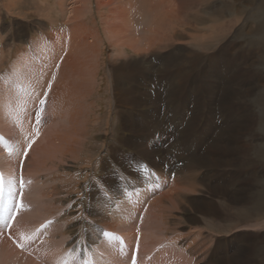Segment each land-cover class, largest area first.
<instances>
[{
  "label": "rangeland",
  "instance_id": "374dc122",
  "mask_svg": "<svg viewBox=\"0 0 264 264\" xmlns=\"http://www.w3.org/2000/svg\"><path fill=\"white\" fill-rule=\"evenodd\" d=\"M0 107V264H264V0H0Z\"/></svg>",
  "mask_w": 264,
  "mask_h": 264
},
{
  "label": "bare ground",
  "instance_id": "6f19581e",
  "mask_svg": "<svg viewBox=\"0 0 264 264\" xmlns=\"http://www.w3.org/2000/svg\"><path fill=\"white\" fill-rule=\"evenodd\" d=\"M79 9H74V14H73V17H72V19H75V20H77V18H78V16H79ZM118 17V16H117ZM116 17V18H117ZM120 17V16H119ZM119 17H118V19H119ZM122 17H125V16H122ZM122 19V18H121ZM125 19V18H124ZM71 20V19H70ZM74 20V21H75ZM114 21V20H113ZM116 21H117V19H116ZM121 21H123V20H121ZM125 22V21H124ZM127 24V23H126ZM80 35V34H79ZM82 35V34H81ZM151 37V36H150ZM153 38V37H152ZM152 42V41H151ZM155 42V41H154ZM140 43V42H139ZM143 43V42H142ZM155 44V43H154ZM92 47V45H90L89 43H87L86 44V46H85V48H84V50H86V49H89V48H91ZM137 49H142V46L141 45H139L138 47H137ZM61 52V51H60ZM67 53V52H66ZM67 55V54H66ZM65 59V58H64ZM68 60H69V58H68ZM68 60H64V62H62V66H61V69L59 70V72L60 73H62L61 75H65V73H66V70H67V68L70 66V62H68ZM59 65V64H58ZM75 66L76 65H74V63H73V65H72V67H73V69L75 70ZM46 94V93H45ZM28 95V94H27ZM53 95V94H52ZM26 96V95H25ZM20 97H22V96H20ZM38 97V96H37ZM27 98H29V97H27ZM27 98H25V99H27ZM19 99V98H18ZM80 100V98L78 97L76 100ZM5 100V99H4ZM78 100V101H79ZM25 102H26V100H25ZM1 108V107H0ZM1 110V109H0ZM1 112V111H0ZM79 114V113H78ZM82 116V115H81ZM84 117V116H83ZM79 118L80 117H74L73 115H72V117H70L69 119H70V122H71V125L73 124V125H75L76 126V124H78V122L80 121L79 120ZM85 118V117H84ZM83 118V119H84ZM60 119H62V117L60 118ZM68 119V120H69ZM80 124V123H79ZM78 124V125H79ZM31 125V124H30ZM61 125V124H60ZM62 126H63V124H62ZM62 126H60V127H62ZM24 127H27V125H25ZM79 129V128H78ZM3 130V129H2ZM76 130V129H75ZM60 131V130H59ZM58 130H56L55 129V136H58L59 135V132ZM62 131V130H61ZM22 133V132H21ZM73 133H75V132H73ZM51 134V133H50ZM32 137H31V139H32V143H33V140H35V133H32ZM61 135V134H60ZM51 136L53 137V133L51 134ZM54 138V137H53ZM56 138V137H55ZM30 139V138H29ZM72 140H76V138H72ZM36 141V140H35ZM41 141L42 140H39V142L38 143H34V144H36L35 146L37 147V144H40L41 143ZM52 144V146H55V147H57V150L58 151H60V149H58L59 148V146H60V143L59 142H55L54 143V141H52L51 142ZM33 147V149H32V151H31V153H36L35 151L37 150L36 149V147ZM5 148V147H4ZM65 149V148H64ZM72 150V149H71ZM45 152V151H44ZM50 152V151H49ZM67 153V152H66ZM13 155V154H12ZM54 156V155H53ZM8 157V156H7ZM64 160V159H63ZM11 161V160H10ZM6 162V161H5ZM12 162V161H11ZM59 162V161H58ZM3 163V162H2ZM7 163V162H6ZM10 163V162H9ZM13 163V162H12ZM46 163V162H45ZM57 164V163H56ZM59 164V163H58ZM61 164V163H60ZM151 164H152V166H154V168H158V167H160V165L159 164H161V163H158V162H156V160H152L151 161ZM8 165V164H7ZM0 166H1V163H0ZM9 166V165H8ZM3 167V166H2ZM192 167V165L190 164V163H185V168H188V169H192L191 168ZM153 168V169H154ZM184 168V169H185ZM10 169H11V167H10ZM187 169V170H188ZM12 170V169H11ZM1 171H3V170H1ZM6 171H8V170H6ZM10 171V170H9ZM132 171V170H131ZM130 171V172H131ZM11 172V171H10ZM13 172V171H12ZM39 172V171H38ZM120 173H121V171H120ZM5 174V173H4ZM134 174V176L137 174V175H142V173L141 172H139V171H137L136 172V170H135V173H133ZM144 174V173H143ZM14 175V174H13ZM35 175H37V174H35ZM149 175V174H148ZM8 176V175H7ZM123 180H122V184H124V187L127 185L128 186V184H131L133 181V178L131 177V176H129V174L128 175H125L124 173H123ZM146 177V176H145ZM54 178V177H53ZM60 178V177H59ZM10 179V178H9ZM113 179V178H112ZM12 181V180H11ZM180 181V180H179ZM179 181H178V179H176V180H174V185L175 186H177V185H179ZM11 183H13V182H11ZM109 183V182H108ZM14 184V183H13ZM11 185V184H10ZM140 185V184H139ZM63 187V186H62ZM94 187V186H93ZM7 188H10V187H7ZM28 188V187H27ZM53 188H54V186H53ZM13 189V188H12ZM11 188L10 189H8V190H12ZM53 190V189H52ZM13 191V190H12ZM14 191H16V189H14ZM37 191V190H36ZM167 191V190H166ZM10 192V191H9ZM38 192V191H37ZM122 192V191H121ZM18 193V192H17ZM34 193V192H33ZM35 194V193H34ZM49 194V193H48ZM47 195V193L45 194V196ZM51 195V194H50ZM55 195V194H54ZM135 195V194H134ZM133 195V197H135V199H137L138 197H137V195H135L134 196ZM45 196H43L44 198H46ZM48 196V195H47ZM174 195H168V193L167 194H161V196H159L158 198H156L157 200H158V202H157V206H158V208H159V210H162L163 212H164V210L166 209V208H163V207H165L164 205H160L159 203H161V202H163L164 200H166L167 198H171V197H173ZM79 197V196H78ZM50 198V197H49ZM97 198H101L100 196H98ZM81 199V198H80ZM139 200V199H138ZM156 201V200H155ZM33 202H34V199H33ZM36 202V201H35ZM40 203V202H39ZM29 205V204H28ZM18 206V205H17ZM27 206V205H26ZM152 206V205H151ZM154 206V205H153ZM167 207V206H166ZM29 210V209H28ZM27 210V211H28ZM34 210V209H33ZM43 210V209H42ZM31 211V210H30ZM156 211V210H155ZM159 212V211H158ZM69 213V212H68ZM67 213V214H68ZM151 213V212H150ZM22 214H24V213H22ZM22 214H20V215H22ZM32 214V213H31ZM154 214V213H153ZM25 215V214H24ZM158 215V214H157ZM13 216V215H12ZM26 216V215H25ZM162 216V215H161ZM104 217V216H103ZM26 218H28V217H26ZM92 218V217H91ZM19 221V220H18ZM24 221V220H23ZM27 221V220H26ZM20 223V222H19ZM29 223H32V221H30ZM21 224H23L24 225V223H21ZM26 225H28L27 223H26ZM33 226H35V225H33ZM38 226V225H37ZM47 227V226H46ZM21 229H23V227L21 228ZM68 230V229H67ZM72 231V230H71ZM28 233V232H27ZM76 234V233H75ZM54 236V235H53ZM71 237V236H70ZM80 237V236H79ZM27 238V237H26ZM25 238V240H27L28 241V245H30V243L32 242V241H34L33 239H35V238H27L26 239ZM153 239V238H152ZM152 239H150V240H152ZM24 240V239H23ZM24 240V241H25ZM38 240V239H37ZM50 240V239H49ZM54 240V239H53ZM75 241V240H74ZM51 242V241H50ZM153 242V241H152ZM157 242H159V241H157ZM88 243V242H87ZM24 245V244H23ZM55 246H54V248L56 249L58 246H56V244H54ZM71 245V244H70ZM26 247V246H25ZM54 251L52 250V253H53ZM15 253V252H14ZM55 253V252H54ZM168 253V252H167ZM47 255V254H46ZM59 255V254H58ZM113 255V254H112ZM114 256V255H113ZM145 257V256H144ZM143 257V258H144ZM12 259H13V257H12ZM165 260V259H164ZM146 261H147V259H146ZM157 261H158V259H157ZM18 262V261H17ZM16 262V263H17ZM118 262H119V259H118ZM19 263V262H18ZM145 263V262H144ZM157 263V262H156ZM155 263V264H156ZM35 264V263H34ZM147 264V263H146Z\"/></svg>",
  "mask_w": 264,
  "mask_h": 264
},
{
  "label": "snow or ice",
  "instance_id": "6c2138e0",
  "mask_svg": "<svg viewBox=\"0 0 264 264\" xmlns=\"http://www.w3.org/2000/svg\"><path fill=\"white\" fill-rule=\"evenodd\" d=\"M41 103L43 104L44 101H41ZM3 198V178L0 177V201H2ZM106 236L109 235L108 233H104Z\"/></svg>",
  "mask_w": 264,
  "mask_h": 264
}]
</instances>
